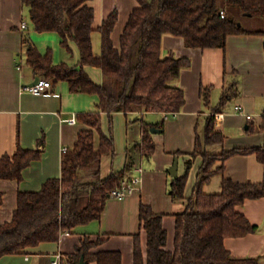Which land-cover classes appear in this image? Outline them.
<instances>
[{
  "label": "trees",
  "instance_id": "trees-1",
  "mask_svg": "<svg viewBox=\"0 0 264 264\" xmlns=\"http://www.w3.org/2000/svg\"><path fill=\"white\" fill-rule=\"evenodd\" d=\"M92 0H23L29 8L31 23L39 33L55 32L62 45H77L81 62L75 67L57 65L53 52L42 55L29 39L28 61L38 74L54 82L69 83L73 93L96 94L100 98L98 111L82 113L77 119L88 127L79 132L74 147L63 154L62 176L45 182L38 192H20L13 218L0 226V258L27 254L44 243H59L65 233L73 234L79 227L99 221L110 194L130 178L133 169L155 152L151 128L145 115L162 113L176 115L186 104L185 91L176 86L181 72L191 66L188 58L165 54L163 39L167 35L183 38L189 48L226 49L229 36L257 33L246 30L235 16L264 20V0H137L116 47L112 38L118 21L115 12L98 28L102 35V53L94 54L92 34L95 31V11ZM221 11L226 16L222 18ZM235 12V14H234ZM86 67L101 70L102 84L95 83ZM225 91L220 103L207 118L204 136L197 135L194 152L187 154L185 171L172 178L169 194L173 201L183 202L185 209L175 214L176 235L174 251L166 250L168 233L163 215L150 205L140 206V225L147 233V254L140 235L135 236L134 264H250L253 259L232 255L225 245L228 238H242L258 232L259 228L238 208L247 200L264 198V183H240L225 175V162L232 156L255 154L264 164V146L209 153V146H223L226 135L218 130L217 115L226 104L239 95L237 85ZM205 104L209 93L203 90ZM124 113L132 122L141 123V141L128 148L124 170L103 176L102 163L107 155L115 156L112 136L103 131V113L110 119ZM264 127V123L263 126ZM99 136V144L96 136ZM180 156L181 153H176ZM42 157L41 150L19 147L14 156L0 158V181H22L23 171ZM202 163L191 196H187L190 175L197 160ZM218 163H220L218 165ZM216 175H222L221 191L206 193L204 187ZM4 194L0 192V210ZM105 242L85 235L72 255L70 264H78L84 256L86 264H123L119 251L97 249Z\"/></svg>",
  "mask_w": 264,
  "mask_h": 264
},
{
  "label": "crops",
  "instance_id": "crops-1",
  "mask_svg": "<svg viewBox=\"0 0 264 264\" xmlns=\"http://www.w3.org/2000/svg\"><path fill=\"white\" fill-rule=\"evenodd\" d=\"M95 11V31L92 34L94 54L102 53V35L98 28L111 14L118 13V21L112 34L116 47L128 23L131 13L139 5L137 0H92ZM243 27L251 32L264 30V20L241 16ZM28 22V28L21 25ZM247 25L244 26V25ZM29 39L42 55L53 52L55 64L75 67L81 62L79 48L73 42L70 48L62 45L63 38L55 32L35 31L29 8L23 0H0V158L14 156L19 147L25 150H41L42 157L23 171L22 181L1 180L0 192L4 203L0 210V226L10 222L18 205L20 192H38L45 182L61 178L63 149H71L79 132L88 129L78 115L98 111L100 98L96 94L73 93L68 82L52 83V93L35 96L22 90L44 76L38 74L28 61ZM165 54L174 52L177 57L188 58L191 66L181 72L175 83L185 91L183 110L164 119L162 113L145 115V122L159 125V133H151L155 142L152 157L144 158L133 169L142 168V184L138 192L118 200L110 198L101 220L79 227L75 233L63 235L59 243H44L27 254L0 258V264H52L54 256L63 255L62 264H70L85 235L93 239L99 236L105 242L97 249L119 251L123 264H134L135 236L140 235L143 252L147 254V233L141 228L139 213L142 203L150 205L156 214H162L168 233L166 250L174 251L176 235L175 214L185 209L183 202H175L169 194L172 177L169 170L179 158V174L185 171L187 154L194 152L197 135L203 137L207 118L220 103L223 93L237 85L239 95L226 104L217 115L218 130L226 135L223 146H209L207 151L219 154L223 151L264 146V35L250 33L229 36L226 49L189 48L183 38L167 35L163 39ZM92 80L102 84L101 70L86 67ZM203 90L209 93V105L205 104ZM239 107L241 110L237 111ZM251 115L252 119L247 116ZM75 117L76 124L66 120ZM138 118L124 113L113 115V129L109 116L103 113V131L112 136L116 155L103 158L102 173L124 170L128 148L141 141V123ZM152 129V128H151ZM99 144V136H96ZM176 153H181L177 156ZM199 158L193 168L187 186L191 196L197 180ZM220 163H218L219 165ZM225 175L240 183H264V164L255 154L236 155L225 162ZM223 176L216 175L205 185L206 193H219ZM238 210L258 232L242 238H228L225 245L233 256L253 259L250 264H264V198L247 200Z\"/></svg>",
  "mask_w": 264,
  "mask_h": 264
},
{
  "label": "built area",
  "instance_id": "built-area-1",
  "mask_svg": "<svg viewBox=\"0 0 264 264\" xmlns=\"http://www.w3.org/2000/svg\"><path fill=\"white\" fill-rule=\"evenodd\" d=\"M221 16L222 18H225L226 13L225 11H221ZM21 28L23 30H26L28 28V22H23L21 25ZM53 86L52 82L49 79L46 78H39L37 79L36 83L33 85L25 87L22 92L24 93H30L35 96H42L46 94L52 93ZM237 111L241 110L239 107L236 108ZM171 115L169 114H164V119L167 120L170 118ZM173 116V115H172ZM248 119H252L251 115L247 116ZM67 122L76 124L77 120L75 117L66 120ZM67 148H64L62 151L63 153L67 152ZM142 168L137 169V174L132 175L130 178H126L122 181L120 187L115 188L110 196L111 198L122 200L125 199L126 197L138 192L141 188L142 184ZM64 235H69V233H65ZM63 262V255L58 253L54 256V260L52 261V264H62Z\"/></svg>",
  "mask_w": 264,
  "mask_h": 264
},
{
  "label": "water",
  "instance_id": "water-1",
  "mask_svg": "<svg viewBox=\"0 0 264 264\" xmlns=\"http://www.w3.org/2000/svg\"><path fill=\"white\" fill-rule=\"evenodd\" d=\"M52 83H54V81H52ZM159 132H161L160 129H157V128H152L151 129V133H159ZM169 173H170L172 178H174V177L179 175V158H176L174 165L169 170ZM78 264H86L84 256L80 259V262Z\"/></svg>",
  "mask_w": 264,
  "mask_h": 264
},
{
  "label": "rangeland",
  "instance_id": "rangeland-1",
  "mask_svg": "<svg viewBox=\"0 0 264 264\" xmlns=\"http://www.w3.org/2000/svg\"><path fill=\"white\" fill-rule=\"evenodd\" d=\"M220 2H221V5H225L224 0H221ZM234 14H235V12H234ZM235 16L239 19L241 16H243V14L240 12V10H237ZM244 26L247 27L246 24Z\"/></svg>",
  "mask_w": 264,
  "mask_h": 264
}]
</instances>
